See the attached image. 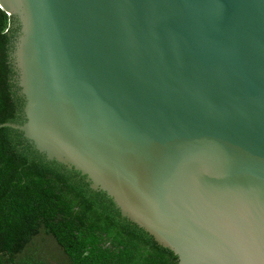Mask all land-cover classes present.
Instances as JSON below:
<instances>
[{
  "label": "water",
  "instance_id": "obj_1",
  "mask_svg": "<svg viewBox=\"0 0 264 264\" xmlns=\"http://www.w3.org/2000/svg\"><path fill=\"white\" fill-rule=\"evenodd\" d=\"M15 129L180 264H264V0H0Z\"/></svg>",
  "mask_w": 264,
  "mask_h": 264
},
{
  "label": "trees",
  "instance_id": "obj_2",
  "mask_svg": "<svg viewBox=\"0 0 264 264\" xmlns=\"http://www.w3.org/2000/svg\"><path fill=\"white\" fill-rule=\"evenodd\" d=\"M21 30L0 7V127L26 122L13 59ZM24 138L0 130V264H180L86 176L48 161Z\"/></svg>",
  "mask_w": 264,
  "mask_h": 264
},
{
  "label": "rangeland",
  "instance_id": "obj_3",
  "mask_svg": "<svg viewBox=\"0 0 264 264\" xmlns=\"http://www.w3.org/2000/svg\"><path fill=\"white\" fill-rule=\"evenodd\" d=\"M49 242H50L51 244H53V247L56 248L57 251H61V250H62L61 247L58 246L57 243H56L53 239L49 238Z\"/></svg>",
  "mask_w": 264,
  "mask_h": 264
}]
</instances>
